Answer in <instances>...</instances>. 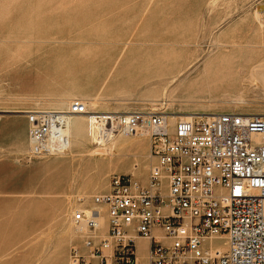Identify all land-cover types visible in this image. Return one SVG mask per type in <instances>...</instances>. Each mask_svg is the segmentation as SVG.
Returning <instances> with one entry per match:
<instances>
[{
  "label": "rangeland",
  "instance_id": "374dc122",
  "mask_svg": "<svg viewBox=\"0 0 264 264\" xmlns=\"http://www.w3.org/2000/svg\"><path fill=\"white\" fill-rule=\"evenodd\" d=\"M74 31L81 32L83 39L81 55L76 58H81L83 72H93L101 60L103 72L113 69L110 77L114 80L115 99L75 97L96 110L118 111L121 107L124 111L151 108L167 113H264V0H0V117L5 108L23 97L18 84L10 79L11 50L17 47L11 40L25 36L34 40L32 47L51 48L66 42ZM114 49L124 51L123 57L130 55L131 60L111 64L113 59L107 57V52ZM72 61L73 57H69V64ZM90 81L96 84L99 80ZM87 90L90 89L83 86L80 92ZM102 100L114 107L100 106ZM66 103L39 108L61 110ZM84 139L86 153L98 147L87 137ZM130 142L140 145L139 139L126 137L117 138L113 145L116 155L111 159L117 162V168L133 163V156L126 151ZM71 147L73 152L79 151L77 146ZM97 154L88 158L61 153L33 159L19 167V159L14 161L2 152L0 177L46 178L49 189L61 193L72 191L69 182L76 179L84 190L78 196L82 207H90V197L105 191L109 175L119 172L103 166L109 156L101 155L99 150ZM55 160L62 163L49 167L55 165L49 163ZM38 164L48 168L35 169ZM143 164L147 165L146 153ZM137 168L132 175L141 181L144 169L141 164ZM67 202L63 208L69 206L70 211V201ZM69 211L71 223L74 209ZM218 236L205 238L202 247L226 249V236ZM137 248L144 251L145 244L137 241ZM146 263L143 260L142 264Z\"/></svg>",
  "mask_w": 264,
  "mask_h": 264
},
{
  "label": "built area",
  "instance_id": "2783aa9c",
  "mask_svg": "<svg viewBox=\"0 0 264 264\" xmlns=\"http://www.w3.org/2000/svg\"><path fill=\"white\" fill-rule=\"evenodd\" d=\"M24 113L26 161L69 147L73 114L93 115L98 147L116 134L149 138L146 183L111 174L108 190L92 196L103 210L74 212V223L83 222L89 235L86 256L73 248L69 264H138L137 238L148 241L146 264H264V113L171 122L163 109L93 112L80 98L61 110ZM218 235L226 236V249L202 247L205 238Z\"/></svg>",
  "mask_w": 264,
  "mask_h": 264
},
{
  "label": "crops",
  "instance_id": "0c3cea01",
  "mask_svg": "<svg viewBox=\"0 0 264 264\" xmlns=\"http://www.w3.org/2000/svg\"><path fill=\"white\" fill-rule=\"evenodd\" d=\"M67 38L66 42H58L51 48L32 47L30 45L34 40H28L25 36L11 40L17 47L11 50L10 79L18 84L23 97L12 102L11 107L5 108L6 110L1 112L0 153H8L14 161L19 159L17 161L19 167H24L23 164L28 162L24 159V153L28 147V122L25 111L39 108V106L64 105L67 100L82 95L115 99L112 97L114 80L110 77L113 69L108 73L103 72L100 66L104 64V61L101 60L97 62V66L93 67V72H83L81 58L76 59L82 51L81 32L74 31L72 36ZM86 39L89 40V38ZM42 41L41 43H49L47 40ZM107 53V57L113 59L111 64L118 62L123 64L131 60L130 55L123 57L124 51L122 50L114 49ZM99 54L105 55L102 52ZM69 57H73L72 64H69ZM125 58L127 60H124ZM94 78H98V83L90 81ZM83 86L90 90L84 94L81 93ZM33 100L39 105L34 107L36 103ZM106 100L100 101L99 105L108 108L114 107V105L106 104L107 102H104ZM119 110L124 111V108L119 107ZM134 138L139 139L140 145H129L126 151L127 155L133 156L132 164L137 162V165L141 164L144 169L143 179L139 180L144 184L151 164L149 138L147 136H134ZM134 153L138 155L134 156ZM144 153H146V166L143 164ZM49 163L56 164L54 166L50 164L49 167H57L62 161L55 160ZM44 164H38L34 168H48L43 166ZM114 164L113 171L119 172L111 174H132V164L126 168H117V163L114 162ZM30 168L32 169V167ZM109 177L106 189L101 193L108 190ZM19 179L18 177H0V264H69V256L73 248L86 256L87 249L84 246V238L78 236L77 232H74L73 236L67 233L69 232L67 228H70V216L67 214L61 221H55V209L68 203L66 195L71 196L70 209L75 210L78 206L82 207L83 202L78 198L82 188L78 186L76 179L69 182L70 185L72 184V191L68 189L63 193L51 191L49 189L50 182L46 178ZM11 185H25L26 187L18 189L7 187ZM34 185L42 187L36 188ZM46 185L48 186L46 187ZM76 193L77 199L75 200ZM92 196L88 205L94 204ZM64 208L67 210L66 207ZM104 218L106 223L105 215ZM137 241L145 244L144 251L136 249L137 262L142 264L147 256L148 241L143 238H137L136 243Z\"/></svg>",
  "mask_w": 264,
  "mask_h": 264
},
{
  "label": "bare ground",
  "instance_id": "6f19581e",
  "mask_svg": "<svg viewBox=\"0 0 264 264\" xmlns=\"http://www.w3.org/2000/svg\"><path fill=\"white\" fill-rule=\"evenodd\" d=\"M87 105L89 106L88 102H86ZM98 106V105H97ZM91 108V111L93 112H99L101 110H96L94 109L93 107L89 106ZM114 111V110H113ZM117 111V110H116ZM213 114H217V113H210V114H204V113H195V112H190V113H169V116H170V121L173 122L176 118H187V117H190V116H194V115H205V116H209V115H213ZM94 117L93 115H82V114H73L70 116L69 118V133H70V141H69V147H67L63 152V154L67 153L68 155L69 154H72L73 156H79V157H92V156H95V155H98L97 154V151L99 150L100 153H102L101 155H107L110 157V159H108V161H106L103 166L105 165H108L109 166V169H113V166L115 165L114 164V160L111 159L114 155V150H113V143L114 141L117 139V137H132V136H144V135H141V134H116L114 135V139L113 137L108 141L106 142L102 147H96V149H94L93 151L89 152V153H86L85 152V145L86 144V141L84 138H88V140L92 141L93 142V136L95 135L94 133L96 132L97 128L99 127L98 124L94 123ZM86 130V131H85ZM86 132V134H85ZM86 135V137H84ZM134 138V137H133ZM124 139V138H123ZM128 139V138H127ZM129 140H132V139H129ZM135 140V139H134ZM138 140V139H137ZM120 142V141H119ZM140 142V141H139ZM138 142V143H139ZM131 143V142H130ZM137 143V142H135ZM93 145V143H91ZM132 144V143H131ZM71 145L74 147L77 146L79 149V151L77 153L73 152L72 149H74L73 147H71ZM135 145V144H134ZM90 148V147H89ZM92 148V147H91ZM90 148V150H91ZM89 150V149H88ZM119 152V151H118ZM60 153V154H61ZM116 155V153H115ZM135 156H137L138 154H134ZM88 157V158H89ZM106 157V156H105ZM108 157V158H109ZM94 158V157H93ZM98 158V157H96ZM99 158H102V157H99ZM143 158V157H141ZM90 160V159H89ZM97 160V159H96ZM105 161V159H104ZM103 162V161H101ZM136 162V161H135ZM98 163V161L96 162ZM117 163V162H116ZM141 163V162H140ZM103 164V163H102ZM101 164V165H102ZM131 164V163H130ZM56 165V164H55ZM128 165V164H127ZM117 166V165H116ZM133 167V170H132V174H136V170L138 169V165H137V162L135 164H132ZM132 169V168H131ZM130 169V170H131ZM96 183V182H95ZM98 184V183H97ZM95 184V185H97ZM94 185V186H95ZM104 184L102 183L101 186H103ZM100 186V185H99ZM98 187V186H97ZM101 188V187H100ZM83 190V189H82ZM84 191V190H83ZM87 192V190H86ZM84 192V193H86ZM84 196V194H82ZM87 195V194H86ZM81 196V197H83ZM67 201H70L71 200V196H68L67 197ZM79 198V197H78ZM71 202V201H70ZM71 204V203H70ZM68 205V204H66ZM66 207V206H64ZM69 207V206H68ZM66 207V208H68ZM69 209V208H68ZM66 210L65 208H63V206L61 207H57L56 208V218H55V221H61L65 215H67L68 211L69 210ZM80 209L81 211H83L84 213L86 214H90L91 211L93 209H96V210H101L102 207L99 206V205H91L90 207H77L76 210ZM71 211V209H70ZM69 211V213H70ZM75 210L72 212L71 214V223H70V228H67L69 229V235L71 234V236L74 235V232L76 233L77 232V235L82 237V238H85L89 235V232L87 231L86 227H85V224L82 222L80 224H75L74 221H73V214H74ZM104 215H102L101 217H99V222H100V225L103 227L105 225V221H104ZM225 236V235H224ZM212 237H219V236H212ZM210 237V238H212Z\"/></svg>",
  "mask_w": 264,
  "mask_h": 264
}]
</instances>
